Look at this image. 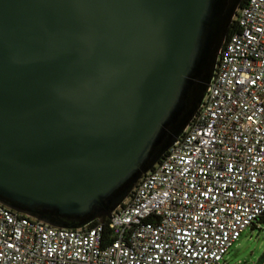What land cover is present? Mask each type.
Returning <instances> with one entry per match:
<instances>
[{
  "label": "water",
  "instance_id": "95a60500",
  "mask_svg": "<svg viewBox=\"0 0 264 264\" xmlns=\"http://www.w3.org/2000/svg\"><path fill=\"white\" fill-rule=\"evenodd\" d=\"M243 0H0V202L102 224L201 109Z\"/></svg>",
  "mask_w": 264,
  "mask_h": 264
},
{
  "label": "built area",
  "instance_id": "2783aa9c",
  "mask_svg": "<svg viewBox=\"0 0 264 264\" xmlns=\"http://www.w3.org/2000/svg\"><path fill=\"white\" fill-rule=\"evenodd\" d=\"M235 20L201 109L107 220L110 232L0 202V264H227L264 218V0H247Z\"/></svg>",
  "mask_w": 264,
  "mask_h": 264
},
{
  "label": "rangeland",
  "instance_id": "374dc122",
  "mask_svg": "<svg viewBox=\"0 0 264 264\" xmlns=\"http://www.w3.org/2000/svg\"><path fill=\"white\" fill-rule=\"evenodd\" d=\"M264 252V223L249 226L225 255L227 264H255Z\"/></svg>",
  "mask_w": 264,
  "mask_h": 264
},
{
  "label": "trees",
  "instance_id": "16d2710c",
  "mask_svg": "<svg viewBox=\"0 0 264 264\" xmlns=\"http://www.w3.org/2000/svg\"><path fill=\"white\" fill-rule=\"evenodd\" d=\"M247 2V0H243L242 2V6ZM236 27V20L234 19L233 23L231 24V27L229 29V35L234 31V28ZM228 35V37H229ZM99 221L96 220L94 222H92L90 225H94V224H97ZM260 222H263L264 223V218L261 219ZM109 221L106 222L105 224V230H106V233H109L110 232V229H109V225H108ZM257 226V225H255ZM255 264H264V252L262 253V255L257 259V261L255 262Z\"/></svg>",
  "mask_w": 264,
  "mask_h": 264
}]
</instances>
